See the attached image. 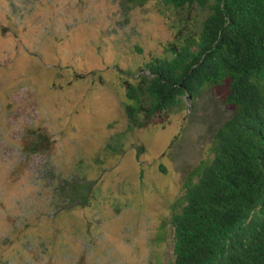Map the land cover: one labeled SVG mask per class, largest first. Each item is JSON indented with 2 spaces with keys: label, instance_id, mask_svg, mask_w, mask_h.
<instances>
[{
  "label": "rangeland",
  "instance_id": "obj_1",
  "mask_svg": "<svg viewBox=\"0 0 264 264\" xmlns=\"http://www.w3.org/2000/svg\"><path fill=\"white\" fill-rule=\"evenodd\" d=\"M126 6L0 0V264H171L173 208L234 108L225 84L130 131L126 81L167 55L176 17ZM36 130L51 144L31 153ZM84 175L93 200L63 213L58 184Z\"/></svg>",
  "mask_w": 264,
  "mask_h": 264
},
{
  "label": "trees",
  "instance_id": "obj_2",
  "mask_svg": "<svg viewBox=\"0 0 264 264\" xmlns=\"http://www.w3.org/2000/svg\"><path fill=\"white\" fill-rule=\"evenodd\" d=\"M148 1L126 0V8ZM161 1L176 17L175 38L165 57L126 81L129 130L225 84L224 103L234 108L214 135L212 157L189 174L173 208L171 264H264V0ZM95 73L75 71L71 79ZM31 134V153L50 148L48 135ZM83 177L58 184L55 200L69 203L63 213L93 200L95 183Z\"/></svg>",
  "mask_w": 264,
  "mask_h": 264
},
{
  "label": "water",
  "instance_id": "obj_3",
  "mask_svg": "<svg viewBox=\"0 0 264 264\" xmlns=\"http://www.w3.org/2000/svg\"><path fill=\"white\" fill-rule=\"evenodd\" d=\"M187 99H188V100H191V99H192V97H191V96H189Z\"/></svg>",
  "mask_w": 264,
  "mask_h": 264
}]
</instances>
